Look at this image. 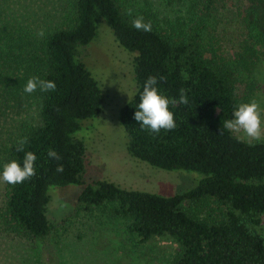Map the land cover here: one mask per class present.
Here are the masks:
<instances>
[{
    "label": "trees",
    "instance_id": "trees-1",
    "mask_svg": "<svg viewBox=\"0 0 264 264\" xmlns=\"http://www.w3.org/2000/svg\"><path fill=\"white\" fill-rule=\"evenodd\" d=\"M72 8L69 24L30 41L20 35V52L10 59L18 72L17 90L37 102L38 122L22 127L14 142L5 146L0 171L13 160L22 166L28 151L37 160L31 180L17 185L5 182L3 228L26 239L45 236L51 229L48 189L83 183L85 146L73 133L81 119L101 112L102 94L75 53L77 45L96 36L97 21L103 18L119 44L137 53V90L119 113L129 154L154 167L195 170L203 177L194 187L172 195L97 180L83 187L77 201L85 205L114 201L111 213L127 220L130 233L143 241H173L177 249L168 264H264V140L247 141L223 128L224 121L233 118L234 107L243 103L237 94L239 74L254 66L257 53L246 45L233 64L213 45L203 43L199 28L188 34L177 23L161 29L151 22L150 32L138 31L132 26L137 16L128 15L119 0H73ZM244 12L264 42V0H244ZM143 18L149 22L146 15ZM33 76L53 81L56 90L25 93ZM149 76L157 77L162 95L176 100L169 104L176 122L173 130L142 131L133 118ZM249 84L255 86V81ZM181 89L186 105L179 103ZM22 137H28V143L24 152H17ZM49 149L61 161L49 158ZM57 163L63 164V172L56 171Z\"/></svg>",
    "mask_w": 264,
    "mask_h": 264
},
{
    "label": "rangeland",
    "instance_id": "rangeland-1",
    "mask_svg": "<svg viewBox=\"0 0 264 264\" xmlns=\"http://www.w3.org/2000/svg\"><path fill=\"white\" fill-rule=\"evenodd\" d=\"M119 2L125 11L131 8L136 16L146 15L161 29L177 23L180 31L191 34L199 28L203 43L213 45L229 63L234 64L237 53L250 45L259 60L251 69L241 70L237 94L244 98L243 103L256 100L264 120V42L246 20L244 0ZM72 3L73 0H0V158L20 130L38 122L36 100L22 97L17 90L20 84L14 83L18 72L13 71L10 59L20 52L18 37L30 41L40 38V31L69 24ZM136 55L119 44L103 18L97 21L96 36L88 44L77 45L75 58L85 64L102 94L101 112L81 119L80 128L73 133L85 146L83 183L48 189L46 214L51 229L43 237L22 238L7 232L0 223V264H168L174 257L177 246L173 241H143L130 233L127 220L111 213L116 202L85 205L77 201L83 187L97 180L172 195L194 187L203 177L195 170L154 167L129 154L119 113L137 90ZM251 80L255 86L249 84ZM234 133L250 141L242 133ZM5 201L6 185L0 179V210Z\"/></svg>",
    "mask_w": 264,
    "mask_h": 264
},
{
    "label": "clouds",
    "instance_id": "clouds-1",
    "mask_svg": "<svg viewBox=\"0 0 264 264\" xmlns=\"http://www.w3.org/2000/svg\"><path fill=\"white\" fill-rule=\"evenodd\" d=\"M133 10H127L128 15H132ZM132 26L138 31L150 32L152 30L151 21L145 22L142 16H137L132 21ZM43 36V31L37 33ZM160 80H166L161 76ZM157 85V77L149 76L143 85V91L140 95L138 110L134 112V120L140 124L141 130H148L153 134L160 133L161 129L170 131L176 128V122L173 113L169 110V104H176V100H169L162 95ZM39 88L42 92L56 90V84L53 81L42 80L38 77H31L27 80L24 92L31 94ZM179 103L188 104V99L184 94V90H180ZM232 119L225 120L223 128L228 131L242 133L245 138L250 141H259L264 138V120L261 117V108L256 100H250L246 103L236 105L232 112ZM28 143V137L19 139L16 147L17 152H24V147ZM47 156L57 162L62 157L53 149H49ZM37 156L31 152H25L22 166L16 160L6 163L0 171V179L10 185L21 184L27 180H31L36 175L35 162ZM57 172H63L62 163H57Z\"/></svg>",
    "mask_w": 264,
    "mask_h": 264
}]
</instances>
